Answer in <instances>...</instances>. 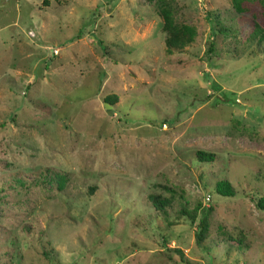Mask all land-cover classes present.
I'll list each match as a JSON object with an SVG mask.
<instances>
[{"label": "rangeland", "instance_id": "374dc122", "mask_svg": "<svg viewBox=\"0 0 264 264\" xmlns=\"http://www.w3.org/2000/svg\"><path fill=\"white\" fill-rule=\"evenodd\" d=\"M161 9L193 30L182 51ZM252 14L261 0H0V264H264Z\"/></svg>", "mask_w": 264, "mask_h": 264}, {"label": "trees", "instance_id": "16d2710c", "mask_svg": "<svg viewBox=\"0 0 264 264\" xmlns=\"http://www.w3.org/2000/svg\"><path fill=\"white\" fill-rule=\"evenodd\" d=\"M262 3H264V0H261ZM238 10L240 12H247L246 7H241V5L238 7ZM169 10L161 9L160 14L163 17L164 24H163V31L165 32V40L164 45L168 52H176V51H182L185 46H187L191 41L193 40L194 32L187 26L178 27L174 24L172 21ZM249 21V27L251 31V37L256 40V43H260L264 41V21L262 20V17H257L255 14H252ZM108 104L110 106H113L114 101L107 100ZM196 157L200 162H213L214 157L210 154H204V153H196ZM59 187L63 186L62 181H60ZM215 192L216 194L222 196V197H232L235 194L234 189L230 185L229 182L226 180H219L216 182L215 185ZM149 201L152 204L153 208L157 212H161L164 216H167L166 209L164 208V204L166 200L162 199L160 196L157 195H150ZM256 206L262 210H264V198H259L256 202ZM211 213V208H208L201 216L198 229L195 233V240L199 243L201 238L203 237V233L200 230L206 231L207 230V218ZM178 218H181L182 216H188L191 219L195 218V213L188 212L185 208L181 207L177 211ZM140 224V223H139ZM178 254H180V261L182 264H191L189 261H187L183 254L180 251H176Z\"/></svg>", "mask_w": 264, "mask_h": 264}, {"label": "water", "instance_id": "95a60500", "mask_svg": "<svg viewBox=\"0 0 264 264\" xmlns=\"http://www.w3.org/2000/svg\"><path fill=\"white\" fill-rule=\"evenodd\" d=\"M105 107H106V108H109L110 106H109L107 103H105Z\"/></svg>", "mask_w": 264, "mask_h": 264}]
</instances>
